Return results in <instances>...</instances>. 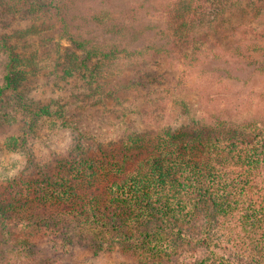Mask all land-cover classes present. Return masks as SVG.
Masks as SVG:
<instances>
[{"label": "rangeland", "instance_id": "374dc122", "mask_svg": "<svg viewBox=\"0 0 264 264\" xmlns=\"http://www.w3.org/2000/svg\"><path fill=\"white\" fill-rule=\"evenodd\" d=\"M172 1L113 0L112 9L102 7L116 15L134 10L135 20L149 29L130 44L129 51L135 50V54H120L110 64L94 59L76 72L68 69L64 65L66 52L74 53L79 61L85 54L73 49L56 30L40 31L18 44L23 46V56H33L34 67L26 68L28 78L22 88L5 91L0 98V192L10 180L50 176L60 160L99 158L135 134L156 135L171 129L195 136L217 125L233 130L248 123L264 129V56H254L246 63L227 55L235 42L228 35L230 27L239 21L255 25L257 11L248 7L242 15L230 14L229 25H224L226 32L209 36L206 52L190 50L187 55L196 61L188 64L182 62L187 57L183 53L188 52L184 48L193 38L184 45L178 43L177 48L171 46L168 59L152 49L162 41L161 35L154 33L163 28L165 8H171ZM99 8L97 2H87L80 4L77 12L89 16ZM263 13L264 8L257 14L262 17ZM28 24L19 27L23 30ZM89 26L97 33H82L88 48L105 41L103 49L109 51L110 37L103 36L105 32L93 23ZM5 61L0 55V87ZM226 61L238 79L214 72ZM141 75L155 81L135 89L133 83ZM61 106L63 111L58 112ZM45 108L48 113L41 112ZM246 196L264 201V170ZM189 219L164 225L155 219L145 228L159 226L158 233L165 234L176 249L177 254L162 264H198L205 259L214 264H264V235L252 237L243 231L237 215L221 216L209 202L201 201ZM75 231L72 225L29 230L23 241L29 242V249L21 258L28 264H150L138 249L127 247L131 242L120 235L110 236L104 249L98 251L90 232ZM14 240H19V230L0 220V259L17 263Z\"/></svg>", "mask_w": 264, "mask_h": 264}, {"label": "trees", "instance_id": "16d2710c", "mask_svg": "<svg viewBox=\"0 0 264 264\" xmlns=\"http://www.w3.org/2000/svg\"><path fill=\"white\" fill-rule=\"evenodd\" d=\"M112 1L0 0V55L6 60L0 98L5 91L24 86L28 78L26 68L33 69L34 58L23 56V46L18 44L40 31H58L73 49L85 54L79 61L74 53L66 52L64 65L75 72L94 59L110 64L120 54H135V50L129 51L130 44L149 29L135 20L134 10L120 15L110 11ZM87 2H97L101 9L89 16L77 12L79 5ZM172 2L171 8H165V21H160L165 30L157 28L153 32L162 39L160 44L152 45L154 54L167 59L171 56V46L184 45L189 38L193 40L186 43L184 49L188 52L183 54L193 49L206 52L209 36L226 32L224 25H229L230 14L242 15L248 7L259 13L264 8V0H246L245 4L243 0ZM104 5L112 8L106 10L102 8ZM257 13L255 25L239 21L230 27L232 31L228 35L235 42L228 56L246 63L254 56H264V16ZM21 23L30 26L22 30ZM89 23L98 30L100 27L105 32L103 36L110 37L109 51L103 49L105 41L88 48L89 42L82 33L88 30L97 33ZM190 58L184 56L182 62L196 61ZM223 63L214 72L230 80L238 79L226 66L227 61ZM154 81L149 75H141L133 87L138 89ZM46 109L41 112L48 113ZM222 126L211 127L209 132L217 130L211 134L199 132L195 136L171 129L156 135L135 134L99 158L60 160L48 177L10 180L5 191L0 192V220L19 230V240L13 241L17 263L3 257L0 264H28L21 258L29 249V242H23L27 231L70 225L77 232H90L98 251L116 234L131 242L127 247H135L141 255H146L150 264H162L177 254L176 249L165 234L158 233L159 226L145 228L155 219L163 225L172 220L187 222L201 201L209 202L221 216L237 215L243 231L261 238L264 201L248 199L246 192L260 170H264V129H257L252 123L239 124L233 130ZM198 264L214 263L205 259Z\"/></svg>", "mask_w": 264, "mask_h": 264}]
</instances>
